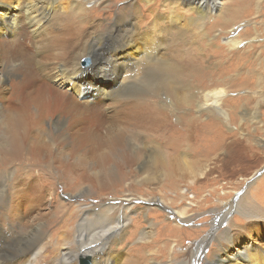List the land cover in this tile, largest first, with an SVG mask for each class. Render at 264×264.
Wrapping results in <instances>:
<instances>
[{"label": "bare ground", "instance_id": "obj_1", "mask_svg": "<svg viewBox=\"0 0 264 264\" xmlns=\"http://www.w3.org/2000/svg\"><path fill=\"white\" fill-rule=\"evenodd\" d=\"M110 1L0 0V122L9 109L23 113L28 100L34 96L37 98V103L24 117L26 129L20 141L5 152L0 137V264H78L82 258L91 264H117L114 248L132 235L139 241L131 248L137 261L128 264H143L141 258L148 259L145 264H198L203 248L210 241H214V245L203 264H264V253L258 248L250 251L248 246L251 235H258L254 222L264 223V206L250 199V191L216 213L210 230H192L201 235L184 255L174 250L176 246L178 249L184 247L179 246L180 237L183 231L189 230L181 228L178 223L193 222L190 207L200 204L195 199L189 204L183 203L184 206H180L181 203L177 208H173L175 202H170L177 225L147 218L145 230H138L143 221L142 216L139 222V211L143 208L136 207L130 195L123 196L122 205L110 204L99 211L83 205L75 206L70 213L62 208L56 211L57 208L54 210L44 204L46 194L50 193H47L46 186L37 183L43 181L45 171L47 174L54 171V154H65V148L71 146L76 149L86 145L105 148L111 143L113 154L124 157L123 150L127 153L125 158L131 160L130 165L136 163L139 172L146 173L154 156L160 153L157 152L160 149L152 145L155 139L147 134L152 135L157 124L169 116L174 117L183 107L190 109L185 119L181 116L178 119L181 130L177 135L158 133V145L171 147L176 144V153L188 149L197 156L200 153L205 158L211 156L203 149L202 141L207 143L210 138L212 141L217 139L211 128L214 119L226 124L230 118L222 106L228 94L221 86L228 82L240 85L231 70L224 67L226 61H219L225 56L224 51L213 50V45L218 44L214 34L220 23L225 25L223 20L228 12H233V19L237 14H243L241 18L247 19L263 8L262 0H237L231 10L225 8L222 0H124L126 5L117 9L115 18L108 22L97 20L96 13H110L112 7L103 12ZM159 3L169 8L168 16L159 15L151 23H143L139 4L151 15L158 13ZM88 6L92 7L89 9ZM64 11L69 15L65 16ZM167 19L168 23L164 24ZM184 21H187L186 25ZM237 25L232 26L229 33L233 34L232 39L227 37L224 43V47L230 50H238L245 40L241 39L240 28L248 24ZM172 28L178 31L175 32L178 38L180 35L186 37L185 44H191L190 51L183 58L166 54L169 46L165 41L172 36ZM7 34L15 39L16 44L10 45L6 41L4 36ZM18 42L23 45L19 46ZM129 49L133 50L134 57L127 63L124 58L130 54L126 52ZM210 53L214 55L209 59L212 61L210 67L206 68L204 60L210 57ZM86 58L90 63L83 68L81 63ZM26 63L30 67L26 68ZM36 68L43 79L37 75ZM88 73H93L96 78L111 74L117 77L118 89H114V95H111L117 99L114 101L115 97L113 104H107L108 114L96 107L103 101L102 97L87 98L90 90H98L90 79L82 80ZM20 87L23 91L18 96L16 90ZM103 91L109 97L110 92ZM122 97L126 98L122 100ZM204 116L213 118L212 123H205V127L202 125ZM243 117L247 121L246 111ZM106 124L109 131L115 132L114 137L104 141L97 133ZM124 125L129 127V135L123 133ZM243 140L235 142L243 144ZM162 142H166L165 145ZM198 142L201 146L195 145ZM244 142L251 148L249 140ZM227 154L229 151L224 155ZM199 161L195 163L197 166ZM95 164L101 165L99 161ZM212 170L209 165L201 168V172L190 179V184L206 178L213 173ZM151 182L155 179L146 175L132 183L138 186ZM93 187L97 186L77 191V196L90 197ZM99 187L103 191H114L120 186ZM174 187V191L177 190V186ZM160 190L163 191V186ZM177 197L185 200L184 193H178ZM153 202H157L154 205L160 208L166 206L158 199L149 204ZM155 211L149 209L148 212ZM233 212L239 217L231 219L223 229ZM245 218L248 222L243 220ZM240 221L244 224H238ZM170 224L168 229L166 226ZM250 232V241L244 244L241 236Z\"/></svg>", "mask_w": 264, "mask_h": 264}, {"label": "rangeland", "instance_id": "obj_2", "mask_svg": "<svg viewBox=\"0 0 264 264\" xmlns=\"http://www.w3.org/2000/svg\"><path fill=\"white\" fill-rule=\"evenodd\" d=\"M236 1L237 0H222V3L225 5V8L228 7V10H231L234 8L235 5L233 4H235ZM262 1V11H257L256 14L252 13L247 19L241 18V15L243 14H240V16L237 14L233 19V12H228L223 20L226 21L225 25L220 23L216 33L214 34L216 35L215 39L217 40L218 44L213 45V50L215 52L224 51L223 54L225 56L223 58L221 56L219 61L220 63L225 61L227 63V61L230 60L229 64L225 63L224 67H227L229 70H231V72L238 79L236 82L240 85H235L231 82H228L227 84L221 86L222 88L226 89L228 94L222 106L224 107V110L230 115V118L228 121H226V124L222 120L217 121L214 119L213 121L215 124H213L211 128H213L214 135L217 136V139L212 141L210 138L207 143L202 141L203 149L211 156L205 158L201 153L200 156H197L196 153L188 149L183 151L184 153H176V144H173L171 147H166V140V142H162L165 147H163V145H158V133L164 135H177L181 130L178 119L180 116L183 117L182 119H185L186 113H188L190 109V107H183L181 111L174 115V117L170 118L169 116L160 125L157 124L152 135L151 133L147 134V136L150 138L152 137L155 139L156 143L154 142L152 145L157 146L160 149V151L157 152L160 153L154 156L153 163L150 164V168L146 173L139 172V169L137 168L138 165L136 163L130 165L131 160L129 157L125 158L127 153L123 150L121 153L124 157L113 154L110 151L111 143L105 148H98L96 145H93L94 147L86 145L85 147L76 149L77 147L75 148L74 146H71L69 148H65V154H54V171H50L52 173L48 172L49 174H47L45 171L42 174L43 181L37 183L38 186H46L47 193H50V195L46 194V199L44 202L46 207H51L54 210L57 208L56 211H58V208H62L63 210L69 211L71 213L75 209V206L77 208L85 205V207L90 206L92 209L99 211L110 207V204L111 206H118L119 204L122 205V201L124 200L123 196L130 195V198H134L133 204L136 207L143 208L139 211V222L140 218L142 219V216L143 221L141 220V227L138 228V230H145L148 225L146 220L147 218L151 219L153 222L162 223L165 220L168 222L170 221L169 223L172 225H177L178 222L176 223L177 220L172 215L174 212L173 208H177L181 203L182 205L180 206H184L186 203L189 204L195 199V201L200 202L202 206L198 207L200 204H195L196 207H190L192 210L189 215L193 222L188 224L178 223L181 228L189 230L188 232L183 231L181 234L182 237H180L182 238V241L179 246L184 247L178 249V246H176L174 250L175 252L184 255L187 253L186 250H188V248L196 244L195 241H199L197 238H199L201 234L199 235L193 231L202 230L204 228H207L206 231L210 230V225L214 222L216 217L214 215L223 211V207L227 208L232 201L242 197L248 191H250L249 197L252 201H254V203L264 206V0ZM124 4L126 5L124 0H111L108 6L106 5L103 10V12H107L109 7H112L110 8L111 10H109L110 13L102 14L98 12L95 14L96 19L105 22L110 21L117 16V9L124 8ZM91 7L92 6H88L89 9ZM139 7L142 9L141 12L143 15V23H151L153 20H155V18H158L159 15L166 17L169 14V8L161 3H159L157 6L159 8L157 10L158 13L151 15L140 4ZM64 14L65 16H68L69 12L64 11ZM167 21L168 19L164 21V24H167ZM186 22L187 21H184L183 24L186 25ZM235 24H238L236 27L241 24L248 25L240 28L242 30L241 39H245L242 44L243 46L238 50H230L224 47V43L226 42L227 37L229 40L232 39L233 34L229 33L233 29L232 26ZM63 25H65V23ZM171 32L172 36L166 38L165 41V45L169 46V50H166V54L169 56L172 55L171 57L175 56L176 58L185 57L187 51H190L191 44H185V36L180 35L178 38L176 35L178 31H176V29L174 30L172 28ZM21 35H23V33H21ZM4 38L10 45L16 44L15 39H13L11 36H8V34L5 35ZM18 44L19 46L23 45L19 42ZM29 52L31 53L30 50ZM126 52H129L130 54L124 58V60L129 63L134 57L133 50L129 49ZM213 55L214 53H210V57L207 59L208 61L204 60V66L206 68L210 67V63L212 61L209 59H212ZM89 63L90 61L87 58L83 59L81 66L83 68L87 67ZM35 71L37 72V75L43 79L39 69L36 68ZM116 78L117 77H115L113 74L108 75L106 78H96L93 73H88L82 79H90L95 84V86L98 87V90L94 88L93 90H90L88 92L87 98H92L95 100L99 99V97H102L103 101L100 102L99 105L96 104V107L99 110L101 109V112L105 114H108L109 111L107 104L111 105L117 99L116 96V98L111 96L114 95V89H118V86L115 83ZM103 90H108L107 92H110V98L103 94ZM165 97H163V99H165ZM123 98L126 97H122V100ZM245 111L249 116L247 117V121L246 118L244 120L243 117ZM212 119L211 117L204 116L202 118V123L204 124L202 125L205 127L208 122L212 123ZM124 126L126 128L121 126V129L123 128V133L125 135H129V127L127 125ZM114 132L115 131H109L106 124L104 127L102 126L97 134L102 136V139L105 141L107 138L114 137ZM240 139L249 140V145L251 148L247 147L248 144L244 142L245 140H243V144H238L235 142L239 141ZM228 144L231 146V149L229 150H227V148L230 147ZM195 145L201 146V142H198ZM89 147H92V149ZM60 148L63 149L62 147ZM194 150L196 149L194 148ZM75 151L79 152L76 153ZM226 151H229V154L224 155ZM71 152L74 153L73 156H71ZM217 158L220 159L217 160ZM198 159L200 160V164L197 166L195 163L198 162ZM97 160L101 163V165L95 164V162H98ZM183 161L187 164V166L184 165ZM179 162L183 164H179ZM71 163L74 164L72 165ZM208 165L209 168L213 169V173H210L204 179H200L199 181H195V183L190 184V179L194 176H197L201 172V168H204ZM257 168H259V170H257ZM254 171L256 173L252 174ZM146 175L155 179V182H151L150 184H139L138 186L132 183L134 181H139ZM160 180H162V182H160ZM89 186L91 188L92 186H97L95 188L93 187V193L90 197L82 198L77 196V191L83 189L85 190L89 188ZM99 186L120 187L114 191H111L110 189L103 191L102 189L100 190ZM160 186H163V191L160 190ZM174 186H177V190L175 191ZM189 186L195 187L189 188ZM178 193H184V201L178 199ZM220 198L223 199L221 200ZM155 199L161 200L166 204V206L160 208L158 205H154V203L157 202L149 204V202ZM166 201H168V203ZM51 202L53 205L50 204ZM170 202H175L173 208L170 207ZM149 209H155L156 211L150 213L148 212ZM236 217H239V215L233 212L228 217V221L223 224L222 228H226L229 224V221L234 220ZM243 220L248 222L247 218ZM171 224L170 226L166 227H171ZM238 224L243 225L244 222L241 223L240 221ZM242 225L239 226L241 227ZM253 225L257 228L256 230L258 235L252 236V231L249 234H243L241 236L244 240L243 243L246 244L248 241H250L249 236L251 235L252 241L253 239L256 240L255 243L251 241V243L248 244L250 251H253V248H258L262 251V253H264V223L254 222ZM165 232H167V230ZM133 237L134 235L129 236L125 243L123 242L118 244L114 248V254L116 255L114 257L117 258V264H128L129 262H133V260L137 261L135 257V251L132 252L131 248L135 247L139 241H137L138 239L134 240ZM213 245L214 241H210L205 246V248H207H203L204 250L202 249L203 254L201 255V260L198 264H203L205 256L208 255ZM146 251H141L140 253L147 256L148 254ZM140 260L143 262V264L148 262V259L144 260V258H141ZM85 263L91 264L89 260L83 258L78 262V264ZM133 264H138V262Z\"/></svg>", "mask_w": 264, "mask_h": 264}, {"label": "clouds", "instance_id": "obj_3", "mask_svg": "<svg viewBox=\"0 0 264 264\" xmlns=\"http://www.w3.org/2000/svg\"><path fill=\"white\" fill-rule=\"evenodd\" d=\"M30 67L26 63V68ZM18 96L22 93V87L17 90ZM37 103V98L34 96L28 100L25 111L19 112L17 109H9L5 119L0 122V137L3 138V150L7 152L11 145L20 141L21 135L26 129L25 115L30 113L32 105Z\"/></svg>", "mask_w": 264, "mask_h": 264}, {"label": "water", "instance_id": "obj_4", "mask_svg": "<svg viewBox=\"0 0 264 264\" xmlns=\"http://www.w3.org/2000/svg\"><path fill=\"white\" fill-rule=\"evenodd\" d=\"M86 264V263H85Z\"/></svg>", "mask_w": 264, "mask_h": 264}]
</instances>
